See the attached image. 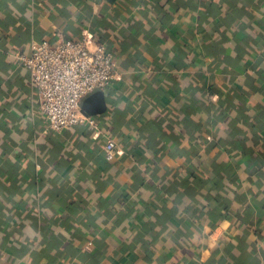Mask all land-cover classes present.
I'll list each match as a JSON object with an SVG mask.
<instances>
[{
	"label": "crops",
	"instance_id": "crops-1",
	"mask_svg": "<svg viewBox=\"0 0 264 264\" xmlns=\"http://www.w3.org/2000/svg\"><path fill=\"white\" fill-rule=\"evenodd\" d=\"M85 35L122 78L45 133L20 57ZM0 264H264V0H0Z\"/></svg>",
	"mask_w": 264,
	"mask_h": 264
},
{
	"label": "built area",
	"instance_id": "built-area-1",
	"mask_svg": "<svg viewBox=\"0 0 264 264\" xmlns=\"http://www.w3.org/2000/svg\"><path fill=\"white\" fill-rule=\"evenodd\" d=\"M20 62L30 74L39 108L47 120L45 133H60L80 125L101 129L100 121L82 112V103L122 78L106 45L94 43L91 35L81 40L59 36L55 43L34 42L30 55L21 56ZM116 146L113 140L108 141V157H112Z\"/></svg>",
	"mask_w": 264,
	"mask_h": 264
},
{
	"label": "water",
	"instance_id": "water-1",
	"mask_svg": "<svg viewBox=\"0 0 264 264\" xmlns=\"http://www.w3.org/2000/svg\"><path fill=\"white\" fill-rule=\"evenodd\" d=\"M90 99H96L97 100V105L96 107H92L89 104ZM105 97H104V92L103 91H97L91 95H89L85 100L82 105V110L84 113L90 116H95L103 113L106 109V105L104 103Z\"/></svg>",
	"mask_w": 264,
	"mask_h": 264
},
{
	"label": "trees",
	"instance_id": "trees-1",
	"mask_svg": "<svg viewBox=\"0 0 264 264\" xmlns=\"http://www.w3.org/2000/svg\"><path fill=\"white\" fill-rule=\"evenodd\" d=\"M104 1L107 2L111 6H114V5L118 4V2L120 0H104Z\"/></svg>",
	"mask_w": 264,
	"mask_h": 264
}]
</instances>
